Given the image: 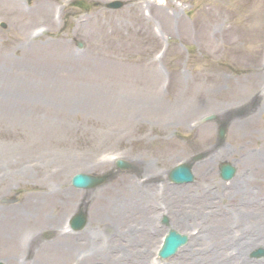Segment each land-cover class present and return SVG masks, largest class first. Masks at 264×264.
<instances>
[{
	"label": "rangeland",
	"instance_id": "374dc122",
	"mask_svg": "<svg viewBox=\"0 0 264 264\" xmlns=\"http://www.w3.org/2000/svg\"><path fill=\"white\" fill-rule=\"evenodd\" d=\"M110 1L17 0V9L0 5V228L11 238L12 218L22 211L37 213L38 201L46 202L42 210L51 216L29 227L23 249L3 247L0 241V260L6 264H110L113 259L109 262L103 253L122 254L136 244V248L152 249L154 264H211L209 256L222 248L228 256L240 252L241 262L264 264V258L250 256L253 248L264 247V96L234 104L228 99L215 105L189 103L193 113L185 118L179 114L172 89L178 69L187 80L201 83L211 69L242 87L255 80L253 65L264 53L259 22L264 0H205L211 11L221 12V21L234 33L238 29L248 35L237 60L223 51L206 55L194 40H180L175 22L161 29L159 13L155 9L150 13L146 3L144 11L153 20L138 22L141 30L131 44L126 42L131 46L126 45L125 51L113 44L111 49L104 40L106 34L109 40L111 22L130 17L127 12L138 0H124L120 8L108 7ZM173 1L187 19L202 11L205 2ZM43 6L50 10L46 19L35 13ZM120 33L117 30L115 35ZM95 36L104 40L107 55L91 62L93 56L84 53L93 48ZM129 37L119 39L125 42ZM152 59L161 72V89L116 83L115 77H123V72L147 71ZM259 88L264 92V79ZM183 99L196 101L189 95ZM211 113L228 123L223 140L218 138V122L205 119ZM198 153L203 155L194 161L195 179L171 182L169 170ZM118 157L131 160L134 169L118 170L95 189L72 185L76 172L115 168ZM223 161L238 168L231 180L220 176ZM53 190L60 193L52 202L48 193ZM179 197H194L200 204L186 202L188 215H183ZM80 204H88V224L83 230H70L68 219ZM164 213L170 226L187 233L189 240L175 254L162 258L158 251L170 227L161 222ZM230 224L238 231L226 236ZM68 232L78 238L75 248L65 240ZM34 235L39 241L31 249L28 243ZM232 236L237 244L225 247ZM58 240L71 245L80 258L87 253V258L40 260L39 242Z\"/></svg>",
	"mask_w": 264,
	"mask_h": 264
},
{
	"label": "bare ground",
	"instance_id": "6f19581e",
	"mask_svg": "<svg viewBox=\"0 0 264 264\" xmlns=\"http://www.w3.org/2000/svg\"><path fill=\"white\" fill-rule=\"evenodd\" d=\"M205 1V0H204ZM145 3L149 7V12L152 13V10H157V14L159 13L158 21L159 27L161 29L171 28L173 22H175L176 30L179 34V39L181 40H194L199 44L201 51L209 56H215L219 54L220 51L225 52L224 55L233 56L235 60H237L238 49L242 43V41L248 38L247 34H243V30L235 29L236 32H233V28L229 25L223 23L221 19L223 15L221 12L216 9L211 11L207 1L204 2L201 8L202 11L195 14L190 19H187L180 13L179 6L173 1L168 0L165 3L161 1L156 2L154 0H138L135 1L132 5V9L127 12L130 17L126 18H117L113 22H111V32L108 33L109 40L107 41L106 35L104 36V40L109 43V47L113 49V45L119 47V51L126 50V45H129L126 42L131 44V38L134 34L141 30V24L138 22L148 24L150 20H153L151 15H146L145 13ZM4 4L6 6L17 9L18 2L17 0H0V5ZM2 8V7H0ZM208 8V9H207ZM151 9V10H150ZM171 9V10H170ZM219 13H218V12ZM36 16L40 19H46L50 15V10L45 8L37 9ZM259 22H261L264 34V11L259 16ZM167 26V27H166ZM120 30L122 33L120 35H115L116 31ZM130 34V37L126 39L124 42L119 38L125 37ZM100 36H95L93 48L88 52L84 53V56H93L91 57V62H94L96 56L107 55L105 53L107 45L100 39ZM116 43V44H115ZM66 56H69L70 52H67V47H65ZM178 49V47H177ZM156 61L152 59V62L149 63L150 68L147 71H141L136 75L131 72H123L121 73L123 77H115V81L117 84H121L123 87H135V86H148L156 89H161L159 87V81L161 72L157 68H154L156 65ZM255 73L256 77L250 82L247 87H242L239 81L232 79L231 77L226 76L223 72L218 71L217 69H211L212 71L208 72V75L204 80L198 82L196 80L189 81L186 79L182 70H179L175 74V79L172 82V89L174 92L175 99L179 103V114L181 117L188 118L193 113V108L191 104L200 105L204 104H212L215 105L220 99H228L230 104L241 102L248 98H258L262 99L264 96V92H262L259 88V85L263 82L264 79V53L260 52V55L255 60ZM157 67V66H156ZM147 73L148 76L141 77V74ZM241 77V75H238ZM146 79V80H145ZM225 81H229L230 85L226 87L224 85ZM262 81V82H261ZM186 95L194 96L196 101L191 99V102H186L183 97ZM193 102V103H192ZM262 107H264L262 105ZM168 140L166 139L165 142ZM264 154V153H263ZM263 163V162H262ZM184 189H181L179 193H182ZM60 191L53 190L48 193L52 202L59 195ZM55 197V198H54ZM178 202L181 204L182 214L188 215L186 211H184V207L186 202L188 205L191 204H200V201L196 200L194 197L188 199H180L178 198ZM47 206L45 203H40L38 201L34 207L35 210H39L35 214H25L24 211L18 214V217H13L10 222V228L12 230L11 238L8 237L0 228V237H1V245L3 247H7L9 244L12 247L23 249L25 247V238L26 231H28L29 227H35L39 223H45L51 219V216L48 215L44 209ZM242 212V211H241ZM243 213V212H242ZM227 218V217H226ZM1 227V224H0ZM229 231L234 234L237 233L238 229L235 225H227L226 236L229 234ZM141 232H143L141 230ZM224 234V236H225ZM65 236V240H70L72 246L74 247V242L78 240L77 237L71 235V233H67ZM28 240V237L26 236ZM39 236L34 235L29 240V247L32 249L35 243H38ZM61 240L57 241H41L39 242V250L41 251L40 260H71L78 259L80 255L76 254L75 247L73 248L71 245L60 244ZM247 241H241L242 245H245ZM237 244V240L235 237H231L229 240L227 239L226 246H233ZM119 245V243H118ZM219 247H223V242ZM235 249V248H233ZM232 249V250H233ZM236 250V249H235ZM103 253V249L101 250ZM237 251V250H236ZM218 253L213 252L210 255L211 264H248L241 262L242 254L240 252L232 253L230 256L227 255L224 248L217 251ZM84 254V255H83ZM103 255L107 259H113L110 264H154L153 260V251L147 246L146 248H136V244L132 245L131 248H126V252L119 254L117 252L111 253L106 251ZM82 258H87V253H82ZM91 258V257H88ZM89 260L86 259V262ZM111 262V260L109 261ZM12 264V263H11Z\"/></svg>",
	"mask_w": 264,
	"mask_h": 264
},
{
	"label": "water",
	"instance_id": "95a60500",
	"mask_svg": "<svg viewBox=\"0 0 264 264\" xmlns=\"http://www.w3.org/2000/svg\"><path fill=\"white\" fill-rule=\"evenodd\" d=\"M123 4L121 0H114L109 3L110 6L113 7H119ZM3 25H5L3 23ZM216 115L215 114H210L206 116V119H215ZM226 133V125L223 124L219 128V135L220 137H224ZM200 157V154L195 156V159ZM128 162H126L123 159H119L117 161V164L119 166L125 167ZM236 171V167L227 162L223 163L221 165V174L224 178L229 179L231 178ZM170 177L177 181V182H184V181H190L194 179V174L192 172V163H181L177 166H175L171 172H170ZM107 179V174H91V173H84V172H79L74 175L72 181L74 185L79 186V187H94L97 186L101 183H103ZM87 222V216L86 213L83 210L78 211L72 218L71 223L72 226L75 229H80L85 226ZM188 239V236L185 234L180 233L176 229H171L168 235L166 236L165 242L163 247L160 250V254L162 256H169L173 254L178 247L185 243ZM264 252L263 248H258L254 254H262ZM0 264H4L2 261H0Z\"/></svg>",
	"mask_w": 264,
	"mask_h": 264
}]
</instances>
